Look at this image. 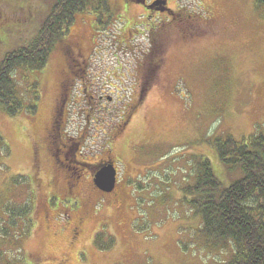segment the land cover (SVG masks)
I'll list each match as a JSON object with an SVG mask.
<instances>
[{"label":"rangeland","instance_id":"obj_1","mask_svg":"<svg viewBox=\"0 0 264 264\" xmlns=\"http://www.w3.org/2000/svg\"><path fill=\"white\" fill-rule=\"evenodd\" d=\"M124 1L107 0L113 14L104 28L92 13L76 15L42 70L14 74L26 101L33 92L38 99L33 114L0 109L9 147L0 158V264H222L232 254L231 244L206 240L184 188L195 182L199 156L225 186L241 176L219 161L215 139L264 134V16L256 0H167L150 9L152 0ZM50 2L0 0V61L37 32ZM69 41L87 70L73 81L79 104L70 106L67 131L89 125L82 153L68 157V174H82L72 190L43 149L39 170L32 160ZM84 91L112 97L98 102L110 116L95 110L87 122ZM107 158L117 170L111 192L93 183ZM22 205L29 216L9 220L7 209Z\"/></svg>","mask_w":264,"mask_h":264},{"label":"trees","instance_id":"obj_2","mask_svg":"<svg viewBox=\"0 0 264 264\" xmlns=\"http://www.w3.org/2000/svg\"><path fill=\"white\" fill-rule=\"evenodd\" d=\"M256 6L264 16V0H256ZM82 13H92L100 28L113 14L107 0H51L37 32L5 54L0 61V109L7 115L35 112L38 96L33 92L34 97L27 102L17 90L14 74L42 70L52 48L65 39L74 18ZM81 77L77 72L74 80ZM213 144L219 161L227 169L239 170L241 176L225 186L215 176L210 161L196 157V178L184 188L185 201L201 217L207 241L220 247L232 245V254L222 264H264V134L253 133L240 141L217 138ZM8 155L9 147L0 135V158ZM23 206L7 209L9 220L28 217Z\"/></svg>","mask_w":264,"mask_h":264},{"label":"flooded vegetation","instance_id":"obj_3","mask_svg":"<svg viewBox=\"0 0 264 264\" xmlns=\"http://www.w3.org/2000/svg\"><path fill=\"white\" fill-rule=\"evenodd\" d=\"M166 1L167 0H163ZM153 2L150 1L151 4ZM164 3V4H165ZM148 8L150 9V5ZM155 6V5H153ZM162 6V5H159ZM76 45L75 43L69 41L68 42V55L69 60L67 61V71L63 74V80L64 84L61 86V90L59 92V96L55 102L53 115L50 118V121L47 126H43L41 129V136L39 138H34V142L32 143V160L34 162L33 169L39 170L40 167V158L42 157L41 151L44 150V154L48 155L49 158L52 160L54 166H55V178H58V176H61L63 181L65 182L66 189L72 190L77 188L79 185V181L82 180L81 173H76L73 176L68 174L66 166H68V162H70L69 154L75 158H78V156L82 153V150L84 148V143L86 140V132L88 131L89 125L85 122V125H88L84 128V126L77 132L76 136L70 135V133L67 132V125H68V115H69V109L70 106H73L75 104V100L71 99V92L69 91L70 85H73L74 75L76 74L75 71H73V67L80 65L78 73H83L82 78L84 79L86 77L85 72L87 70V62H79L78 59L75 57L76 52ZM66 61V60H65ZM76 63V65H75ZM83 64V65H82ZM83 66V67H82ZM76 70V69H75ZM76 71V72H77ZM75 73V74H74ZM68 90V91H67ZM84 101L89 106V109L86 114V121L90 122V116H92L95 110L102 112L105 116H110L107 114V112H111L110 110H104L101 108H104L103 104H98V102H102L103 100L109 104L113 103V98L107 95H95V93H87V91H84ZM73 97V95H72ZM120 99V98H119ZM73 100V101H72ZM134 101H131L126 106L123 107V110L121 111L120 115V124L122 126L126 123V116L130 114L132 110L129 111L130 107L133 105ZM79 104L77 101L75 105ZM106 104V103H105ZM135 105V104H134ZM101 107V108H100ZM125 107L127 109L125 110ZM99 109V110H98ZM125 110V111H124ZM102 115V114H101ZM129 116V115H128ZM112 117V116H111ZM40 157V158H39ZM106 160L100 161V165L103 162H106ZM67 173V174H66Z\"/></svg>","mask_w":264,"mask_h":264},{"label":"water","instance_id":"obj_4","mask_svg":"<svg viewBox=\"0 0 264 264\" xmlns=\"http://www.w3.org/2000/svg\"><path fill=\"white\" fill-rule=\"evenodd\" d=\"M158 3V1H155ZM93 183L103 192H111L116 184V170L112 162L100 165L93 175Z\"/></svg>","mask_w":264,"mask_h":264}]
</instances>
